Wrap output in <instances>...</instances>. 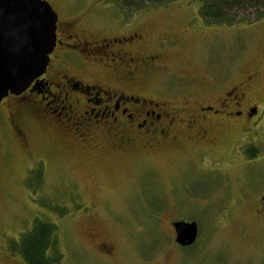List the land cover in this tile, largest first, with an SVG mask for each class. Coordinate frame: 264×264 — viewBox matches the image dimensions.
<instances>
[{
    "label": "rangeland",
    "instance_id": "374dc122",
    "mask_svg": "<svg viewBox=\"0 0 264 264\" xmlns=\"http://www.w3.org/2000/svg\"><path fill=\"white\" fill-rule=\"evenodd\" d=\"M47 2L62 21L78 19L96 36L114 35L126 24L148 44L169 27L193 34L182 47L161 49L168 71L156 80L167 90L183 78L222 80L224 72L231 85L264 62V19L253 15L210 24L196 0L140 10L115 0ZM23 130L29 151L12 137L0 159V264H26L15 248L37 219L57 228L59 264H264V224L235 206L236 190L223 174L231 173L217 172L188 151L86 156L67 149V138L37 118ZM41 159L44 172L33 173ZM181 221L198 227L193 246L176 244L173 224ZM100 244L112 249L110 256Z\"/></svg>",
    "mask_w": 264,
    "mask_h": 264
},
{
    "label": "flooded vegetation",
    "instance_id": "af4514ba",
    "mask_svg": "<svg viewBox=\"0 0 264 264\" xmlns=\"http://www.w3.org/2000/svg\"><path fill=\"white\" fill-rule=\"evenodd\" d=\"M54 11L57 42L46 73L0 102V159L12 137L29 151L23 130L29 118L47 123L67 138V149L86 156L188 151L231 173L223 174L236 190L235 206L263 225L264 62L231 85L224 72L222 80L183 78L167 90L156 80L168 71L161 49L182 47L193 34L169 27L148 44L142 32L120 24V32L96 36L80 20L62 21ZM45 163L39 160L33 172H44ZM99 249L111 255L104 244Z\"/></svg>",
    "mask_w": 264,
    "mask_h": 264
},
{
    "label": "water",
    "instance_id": "95a60500",
    "mask_svg": "<svg viewBox=\"0 0 264 264\" xmlns=\"http://www.w3.org/2000/svg\"><path fill=\"white\" fill-rule=\"evenodd\" d=\"M58 15L45 0H0V102L19 96L46 73L57 37ZM176 244L190 247L196 223L173 224Z\"/></svg>",
    "mask_w": 264,
    "mask_h": 264
},
{
    "label": "trees",
    "instance_id": "16d2710c",
    "mask_svg": "<svg viewBox=\"0 0 264 264\" xmlns=\"http://www.w3.org/2000/svg\"><path fill=\"white\" fill-rule=\"evenodd\" d=\"M128 10L147 6H163L177 0H115ZM200 3V16L210 24H235L241 15L264 19V0H196ZM34 173V172H33ZM55 225L37 219L32 230L23 233L16 245L26 264H59L62 253L57 242Z\"/></svg>",
    "mask_w": 264,
    "mask_h": 264
}]
</instances>
